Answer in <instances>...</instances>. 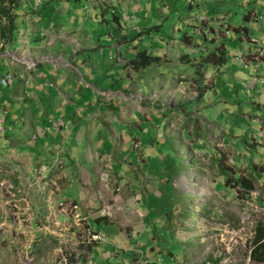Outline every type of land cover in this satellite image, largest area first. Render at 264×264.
Listing matches in <instances>:
<instances>
[{
  "label": "rangeland",
  "instance_id": "rangeland-1",
  "mask_svg": "<svg viewBox=\"0 0 264 264\" xmlns=\"http://www.w3.org/2000/svg\"><path fill=\"white\" fill-rule=\"evenodd\" d=\"M115 1L17 2L18 31L0 44V264H262L264 56L235 63L256 48L231 28L262 45L264 0ZM220 39L227 62L194 74ZM140 51L169 61L123 66ZM203 77L213 87L196 101ZM39 135L59 144L37 152ZM65 156L82 167L69 174ZM150 167L168 199L142 226L129 180ZM226 177L254 189L234 197ZM71 181L76 209L60 199Z\"/></svg>",
  "mask_w": 264,
  "mask_h": 264
},
{
  "label": "trees",
  "instance_id": "trees-1",
  "mask_svg": "<svg viewBox=\"0 0 264 264\" xmlns=\"http://www.w3.org/2000/svg\"><path fill=\"white\" fill-rule=\"evenodd\" d=\"M17 2H18V0H0V44L1 43H3L4 45L11 44L15 38L14 35L18 31L17 22L19 20H21L22 18L17 13V10H18L17 9ZM250 12L254 13L255 11H250ZM245 17H249V13L246 14ZM20 24L24 25L23 21H21ZM232 30L234 32L238 33V39L239 40L241 39V36L244 35L245 38L249 39L248 43L253 44V45H258V41L252 40L251 38H249V34H247L245 32L241 33L240 30H247V28L239 27V28H232ZM223 41H224V39H220L219 46L213 45L211 50L208 49L210 51H208L207 55L203 58L204 61H200L198 63V67H195L196 69L193 67L194 74L202 75L201 67H204L205 65H213L216 67H221L227 62L228 52L224 46ZM207 42L208 41L205 39L204 44L209 45ZM209 42L214 44L211 41H209ZM232 43H234V41ZM255 48H256V46H255ZM263 49L264 48L262 46H259V48L255 52V56L258 58L264 56ZM179 60L182 64L183 63L184 64H191V61L188 59L187 56L180 57ZM162 61L168 62L169 60H167L164 57L160 58V57L152 56V55L148 54L146 51H140V52L136 53V55L127 62L126 67H129L134 72H140V71H145L146 69L151 68V67L163 68L164 65H163ZM166 68L169 72L170 67H167V65H166L165 70H166ZM197 68L199 70H197ZM160 75H163V74H160ZM203 80H205L204 77L201 79V81H198L197 88L201 89V90L199 91V93L196 96V101L200 100L203 96L202 94H205L210 88L213 87V83H211V85L208 86L202 82ZM10 122H13V121H11L10 117H8L6 115L5 116V123H10ZM47 160H49V159H47ZM48 169H50V167H47V170ZM222 184L224 186H227V187L233 189L234 197L239 196L238 195L239 190L244 191V195L248 196V193H250L254 189L252 181L250 178L244 179L241 177H238V178L226 177L225 181H223ZM184 198L189 199V195H184ZM186 208L187 207L184 208V212L187 211ZM174 209H175V206L170 207L168 209L167 214L168 215L170 213L172 214ZM187 216H189V215L187 214ZM185 217H186V215H185ZM168 254L170 256H172L173 260H176V258H175L176 253H172V252L168 251ZM251 256H252L253 260L264 264V242H261V241L256 242L255 251H253Z\"/></svg>",
  "mask_w": 264,
  "mask_h": 264
},
{
  "label": "crops",
  "instance_id": "crops-1",
  "mask_svg": "<svg viewBox=\"0 0 264 264\" xmlns=\"http://www.w3.org/2000/svg\"><path fill=\"white\" fill-rule=\"evenodd\" d=\"M121 1L122 0H117V1H115V3H117V5H119ZM112 2L110 1L111 4H112ZM255 3H257V2H255ZM250 13H249V17H247V19L249 21L255 22V21L261 19V15L260 14H256L255 12L254 13L250 12ZM124 16H125V18H127L126 15H124ZM118 26H119V24H118ZM212 29L213 28H211L209 26V31L212 30ZM228 31L226 33H228ZM240 31H241V33H244L245 32V33L248 34V29L247 30H240ZM243 38H244V36H243ZM124 39H125V37H124ZM241 39H242V37H241ZM246 39H248V38H246ZM260 44L263 45L264 44V40H262L260 42ZM262 45H259V44L258 45H255L256 46V50L259 48V46H262ZM256 50H255V52H256ZM232 56H238L237 55V52L235 53V55L233 54ZM248 56H250L251 57V60L253 59L254 62L249 61L248 64H247V62L245 64L243 62V60L245 59V57H248ZM254 56H255V53L254 54H250L249 53V54H246V55H242L241 57H237V59H233V61L235 63L239 64V65H242L243 68L245 69L250 64H255V63L259 62L257 60L258 57H256V56L254 57ZM243 57H244V59H243ZM241 58L243 60L240 63L239 60H241ZM129 60L130 59H127L126 61H129ZM122 65H123V63H122ZM126 65H127V63L124 64L123 66L126 67ZM143 72H145V71H143ZM37 73L38 72L35 73V75H36L34 77L35 80H38V79L41 78L40 77L41 75H38ZM136 73L139 74L140 72H136ZM131 75H129V76H130L131 79H133L134 76L131 77ZM125 78H129V77L126 76ZM3 124H6L5 121H3ZM40 135L38 136L40 138V140H37L38 137H35L34 138V145L35 146L38 145L37 152L40 151L39 146L40 147L41 146H44L46 144V141H51V143H53V145H55V146H57V144H59V143H57L56 138L49 137L48 135H45V136L43 135L44 136V138H43V136H40ZM10 149H12V148H8V150H6V151L7 152H10ZM154 149H155V147H152L151 149H148V151L151 150L150 152H152V151H154ZM68 156H65V159L60 162V165H61L60 168L69 167V165H70V168L72 166L71 169H73V171L72 172H68V173L69 174H72V173L74 174L75 173L74 171L76 170V169H74V164H76V168H78V169L81 168L82 166L81 165H78L76 162H71L72 159H70V157L68 158ZM143 160L144 159H142L141 161L144 162ZM48 167L51 168V166H48ZM151 169H152L151 167L149 169H145L147 176H144L143 174H141L140 172H138V173H135V176H133V178H134L133 180H131V179L129 180L130 181V188H131V190H130V196L133 198L132 200H136L137 201V204L136 205H137V208L139 210V215H140V218H141L140 221H141V225L142 226H144L145 224H146L145 226L152 225V221H151V216H152L151 214L152 213H151V209H150L151 208L150 207L151 201H153L154 199H156L158 197V199L160 198V199L164 200V203H167L166 201L168 199L167 198V192L165 190L169 186V184L167 183L168 184L167 185L165 183L166 181L164 179V176H161V175L158 176V175H156ZM76 171H78V170H76ZM76 174H78V173L76 172ZM71 177H73V175H71ZM161 177H163V178H161ZM117 178H120V177L117 176ZM160 183H162V185ZM165 186H167V187H165ZM66 190L67 191H66L65 194H63V193L60 194V196H61L60 199L61 200L62 199H65L67 201H70L71 203L74 204V206H77L75 204L80 205L82 201H80V193L78 192L76 186L74 185V181H71V182H69L67 184V189ZM64 195H66V197ZM144 198H146V201H144ZM160 207H162L161 210H163V208H164L163 205L160 206ZM141 208H142V211H141Z\"/></svg>",
  "mask_w": 264,
  "mask_h": 264
},
{
  "label": "built area",
  "instance_id": "built-area-1",
  "mask_svg": "<svg viewBox=\"0 0 264 264\" xmlns=\"http://www.w3.org/2000/svg\"><path fill=\"white\" fill-rule=\"evenodd\" d=\"M77 207L76 206H73V209H76Z\"/></svg>",
  "mask_w": 264,
  "mask_h": 264
}]
</instances>
